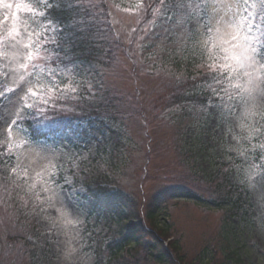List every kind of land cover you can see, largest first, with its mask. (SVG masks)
Returning a JSON list of instances; mask_svg holds the SVG:
<instances>
[{
  "label": "rangeland",
  "instance_id": "rangeland-1",
  "mask_svg": "<svg viewBox=\"0 0 264 264\" xmlns=\"http://www.w3.org/2000/svg\"><path fill=\"white\" fill-rule=\"evenodd\" d=\"M107 1L111 4L110 19L122 39L128 42L136 32L138 41L134 49L139 63L137 71L132 73L131 67L123 71L120 68L119 76L113 75L124 90L130 92L138 83L148 93L154 88L167 91L166 80L173 77V72L162 70L164 72L157 73L156 62L172 54L173 50L175 55L192 51L207 54L210 61L213 60L214 69L218 66L228 72V78L220 83L224 85L226 97H231L229 102L235 104L234 114L224 124L219 119L205 120L190 106L182 111L170 108L151 124L142 122L130 129L119 127L126 162L122 163L124 168L113 180L120 184L123 193L127 191L132 202H147L156 196L166 199L163 205L166 212L159 216L170 225L169 235L162 238L164 247L172 251L169 243L171 240L176 242L183 258L180 263L173 255L174 264H264V187L261 186L264 181L257 177L254 186L246 183L248 173L253 171L250 165L255 164L256 171L264 166V149L259 147L264 143V135L260 134L264 133V127H261L264 125V64L253 57L246 42L251 37L245 26L237 27L214 19L211 37L201 35L197 48L191 42L183 48L181 42L160 51L156 46L142 45L147 34L153 29L159 31L161 21L172 16L173 12L171 15V11L167 13L156 4L144 16L143 10L139 13V9H143L138 6L141 0ZM249 3L258 5L259 0H249ZM4 14L5 10L0 8V18ZM153 18H156L155 23ZM148 42L158 44L154 39ZM8 68L0 56V90L14 87L11 80L17 79L7 78ZM36 75L33 74V80ZM107 80L113 78L107 77ZM211 86L216 88L219 84L215 81ZM18 99L19 96H13L9 101L4 97L0 110L5 117L15 111ZM31 102L37 103L35 100ZM229 128L233 129L232 133ZM77 136L83 146L67 133L48 140H33L26 130L18 126L10 129L8 123L0 120V145L6 154L15 156L12 164L1 167L0 175L30 198L29 214L32 216L27 221L33 225L31 220L35 218L36 225L33 226L47 234L43 239L29 240L27 232L21 229L23 224L15 221L20 217L19 207H14L8 200L9 194L16 190L10 191L0 183V264H96L99 244L115 235L110 214L105 211L98 217L94 211L95 200L85 184L78 182L77 178L74 182L71 176L73 169L77 171L97 154L96 144L90 137ZM106 163L105 159L100 169L108 171ZM222 164H232L231 183L247 189L250 203L247 210L231 215L213 204L212 208L199 207L197 203L204 201L198 198L196 202L184 200L187 192L207 200L216 197L213 189L216 183L211 181L220 178L217 173ZM75 175L79 177L82 173ZM68 179H71V185L66 183ZM82 187L84 191L80 190ZM73 192L75 196L71 195ZM123 212V207L119 206L116 215ZM12 228L23 235L20 239L29 240L23 242L26 248L12 244ZM139 257V264H145L144 253Z\"/></svg>",
  "mask_w": 264,
  "mask_h": 264
},
{
  "label": "snow or ice",
  "instance_id": "snow-or-ice-1",
  "mask_svg": "<svg viewBox=\"0 0 264 264\" xmlns=\"http://www.w3.org/2000/svg\"><path fill=\"white\" fill-rule=\"evenodd\" d=\"M159 5L173 15L161 21L159 31L153 29L148 33L147 40L141 37L145 40L143 47L156 46L165 51L170 45L183 42L184 48L191 42L197 48L201 35L211 37L215 19L237 27L243 24L251 37L246 42L253 57L264 64V0H259L258 5L250 4L249 0H205L202 3L159 0ZM153 7L155 5H149L146 11L151 12ZM0 8L5 10L0 18V47L3 48L0 56L9 65L7 78H17L11 80L14 87L0 90V99L7 97L11 101L13 96H19L15 111L7 117L0 110V120L8 123L11 129L30 116L39 115L47 120L49 112L64 114L61 118L70 121L84 120L94 113L106 126L104 132L97 134V139L117 131L115 116L110 114L114 97L108 95L109 89L101 70L108 55L103 49L106 33L112 27L106 13H98L93 0H18L15 3L0 0ZM21 13L25 15L22 17ZM102 15L104 21L100 19ZM155 19H152L153 23ZM153 39L158 44L148 42ZM44 65H48L47 69ZM213 66L209 62L206 67L219 87L201 93L191 102V109L205 120L219 119L224 124L234 114L235 104L229 102L231 97H226L224 85L220 83L228 78V72L218 66L212 70ZM34 73L37 74L35 80L32 79ZM28 85L31 86L26 87ZM33 100L38 103H32ZM185 108L189 106L177 105L172 110ZM228 131L232 133L233 129ZM236 138L240 139L239 136ZM259 147L264 149V143ZM249 167L253 171L246 177L247 184L254 186L257 177L264 181V166L258 171L255 164ZM66 183L71 185V179ZM80 190L84 191L83 187Z\"/></svg>",
  "mask_w": 264,
  "mask_h": 264
},
{
  "label": "trees",
  "instance_id": "trees-1",
  "mask_svg": "<svg viewBox=\"0 0 264 264\" xmlns=\"http://www.w3.org/2000/svg\"><path fill=\"white\" fill-rule=\"evenodd\" d=\"M93 2L95 3V0ZM154 2L156 1L154 0ZM95 4L98 6L97 12L106 13L107 21L111 24L108 18L109 6L102 0L101 3L98 1ZM100 19L104 21L105 16L102 15ZM106 35L107 39L103 49L108 52V55L101 65V70L104 74L105 85L109 89L108 95L114 97L111 100L113 107L110 109V114L115 116V123L118 128L130 129L134 124L142 122L151 124L170 108H175L177 105L190 107L193 100L210 89L209 85L213 76L201 70L197 54L187 51L182 56L166 57L160 61L161 64L170 67V72H173V77L169 81L166 80L167 91L164 88L160 90L154 88L148 93L138 83L135 84L134 90L130 92L124 90L117 79L114 80L113 75L118 76L119 69L122 68L120 63L123 66L129 65L134 69L137 67L128 63L130 60L129 51L122 47L120 40L116 39L112 28ZM156 72L160 71L157 70ZM107 77H111L113 80L109 81ZM186 109L188 108L184 110ZM61 115L58 119L47 122L48 126H54V122H61L58 125L61 129L65 128L72 131L73 127L78 125L79 128H83V135L90 136L98 146V156L88 163L89 165L85 167L82 176L77 177V181H83L88 192L94 198L98 215L101 217L102 213L107 211L114 218L113 226L115 229L112 232L115 235L106 244L103 243L99 247L96 264H139V256L142 253H144L145 264H174L173 255L177 256L178 262L183 263V258L179 255L177 248L179 245L176 242L171 241L169 243L170 247L173 248L172 251L169 247H164L162 238L169 235V227L158 226V213L164 201L154 197L148 203L132 202L123 193L120 184L113 180V177L123 169L122 134L115 131L97 139V134L104 132L106 126L97 120L96 114H90L84 120L71 121L62 119ZM111 143L114 145L113 148L110 146ZM105 159L107 160L108 171L100 169ZM227 175V173L223 174L220 183L213 187L217 196L209 202L226 212H235V209L241 208V205L237 203V198L233 199L234 186L230 183ZM113 185L116 186L112 187ZM187 195L202 199L194 193L187 192ZM14 201L10 199V202ZM119 206L123 207L124 213L116 220L115 210ZM22 219L25 221L24 218ZM24 224L28 225L29 223L25 221ZM33 225L30 224L26 227L25 232L31 238L43 239V235ZM12 229L13 231H10L14 237L11 241L12 244L16 243L26 248L23 242L28 239L23 237L20 239V236L23 235H19L15 228Z\"/></svg>",
  "mask_w": 264,
  "mask_h": 264
}]
</instances>
